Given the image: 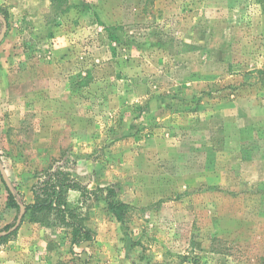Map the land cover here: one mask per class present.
Returning a JSON list of instances; mask_svg holds the SVG:
<instances>
[{
	"label": "rangeland",
	"instance_id": "374dc122",
	"mask_svg": "<svg viewBox=\"0 0 264 264\" xmlns=\"http://www.w3.org/2000/svg\"><path fill=\"white\" fill-rule=\"evenodd\" d=\"M0 17L12 186L32 204L64 171L130 206L118 221L70 192L80 245L28 217L3 232L0 173V264H264V0H0Z\"/></svg>",
	"mask_w": 264,
	"mask_h": 264
},
{
	"label": "trees",
	"instance_id": "16d2710c",
	"mask_svg": "<svg viewBox=\"0 0 264 264\" xmlns=\"http://www.w3.org/2000/svg\"><path fill=\"white\" fill-rule=\"evenodd\" d=\"M0 25H3L1 20ZM261 73L264 74V72ZM91 79V73L88 72L87 77L81 78V84L88 85L91 83ZM135 110L139 111V113L145 111L140 106L136 109L133 108V112ZM2 182L8 193L7 206L17 211L16 218L3 229V232H8L16 227L21 209L24 206V218L28 217L30 222L40 225L52 224L64 226L69 231V239L73 245L91 242L93 240V233L86 224V215L83 209L84 203L83 205L79 203L77 206L71 207L69 204L70 192H78L83 200L99 194H105L109 210L113 212L118 221H123L125 216L130 213V206L116 199L117 194L112 186L100 187L96 191L91 192L86 186L73 179L70 174L64 171H48L46 173L43 182L34 190L35 200L32 204H26L15 187L12 193L3 179ZM8 236H4L0 232V241L6 239Z\"/></svg>",
	"mask_w": 264,
	"mask_h": 264
},
{
	"label": "water",
	"instance_id": "95a60500",
	"mask_svg": "<svg viewBox=\"0 0 264 264\" xmlns=\"http://www.w3.org/2000/svg\"><path fill=\"white\" fill-rule=\"evenodd\" d=\"M0 20H1L2 24H3L2 31L0 33V45H1V43L3 42V40H4L5 36H6L7 30H8V23L3 17H0ZM0 173H1V176H2V178L4 180V182L7 185V187L13 193L14 192V187L12 186L10 180L8 179V177L6 175L3 163L1 161V157H0ZM24 214H25V208L22 207L21 213H20V215L18 217L17 225L22 221V219L24 217ZM10 232H12V230H10Z\"/></svg>",
	"mask_w": 264,
	"mask_h": 264
}]
</instances>
